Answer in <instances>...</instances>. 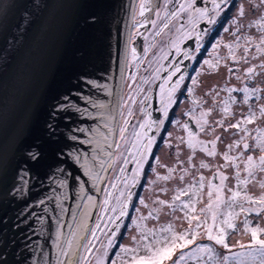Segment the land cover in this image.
<instances>
[{"label":"water","instance_id":"obj_1","mask_svg":"<svg viewBox=\"0 0 264 264\" xmlns=\"http://www.w3.org/2000/svg\"><path fill=\"white\" fill-rule=\"evenodd\" d=\"M135 2L0 0V264H67L69 240L78 264L110 169Z\"/></svg>","mask_w":264,"mask_h":264},{"label":"rangeland","instance_id":"obj_2","mask_svg":"<svg viewBox=\"0 0 264 264\" xmlns=\"http://www.w3.org/2000/svg\"><path fill=\"white\" fill-rule=\"evenodd\" d=\"M169 1V0H167ZM238 4L240 7L244 8V15L238 16L236 23L233 26L235 30L234 34L225 33L221 37L220 43L217 47L212 50V57L208 58L211 64L216 65L214 68L210 67L209 64L204 62L200 66L198 71L193 75L192 79L196 80V83L193 84L192 80V91L189 96H184L179 103L172 109L168 110V107H164V102L167 99V88L165 83L164 92L161 91V85L158 87L159 91V101L161 106L159 107L160 117L159 121H156L154 126V133L151 136L145 135L140 141H137L135 133L144 132V129L140 128L142 123H148V119L144 114H141L140 108L143 103V98L139 99V96L144 92L148 83L153 78L154 73L158 70L160 65L153 70L155 63L152 65L151 74L142 81L140 85L137 86L136 81L139 78V75L144 71L140 67L139 61L135 65L134 72L129 76V80L126 85H122L121 93H123V109L119 110V122L118 128L115 130V144L112 151V163L108 175L106 177L105 186L96 209L92 228L90 230L89 236L86 240V243L89 239H92V229L96 228V225L99 223L100 229L97 230V238L94 240L91 253H86L88 256V264H97V260L102 261V264H112L113 260H119L120 257L117 255L119 253L120 246L135 247L132 237H137L139 239L140 230L137 228V224L140 225L141 229H158L161 225H166L169 222L173 223L176 226L177 231H181L188 227L186 221L182 219L183 213L177 209L175 214L172 215L171 209L167 206H164L162 211L158 214L153 212V216H156V219L149 217V212H152L154 208H159L160 205L154 203L157 199L165 200L166 202H171L173 195L176 192L177 188H184L189 184L196 183L198 186L200 176L205 177V189L204 195L201 203L197 204V209L204 207L207 203V180L211 179V174L216 173L217 169L223 172L224 175L228 177V180L225 181L227 187L234 188L235 181V172L236 169L229 165L228 167L220 168L221 165H224L226 162L223 159V153L228 151V146L233 144L235 141L240 140L242 133L235 128L228 127L229 124L236 123L237 120H240L242 116H246L249 112V106L251 105L252 110L258 113V105L264 103V99L257 101L255 97L249 100L248 104L243 103L244 97L238 94V96H233L236 98V103H230V114L225 116L221 111L223 107V101L229 100V95H225L227 91L226 88H236L239 89L244 84H249L252 88H261V95L264 96V70L256 68V75L253 79H247L246 69L248 67L259 65L264 61V56H260L255 51V45L249 47V55L247 57L248 62L245 63L241 57L244 56V47L246 46L245 37H252L254 41L258 42V38L261 35L257 31L256 27H249V23L253 20L258 19L262 14H264V5L259 4V0H239ZM182 2L180 0L179 4L176 6L174 12L178 13L176 17H171L172 20L163 19L162 16L158 18L155 23L154 28L158 30L159 34H155L152 31V37L148 41L147 45V54L149 55L152 49L158 47L157 58L159 59L163 53L166 51V38L169 34L167 31L176 30L178 25L179 15L182 12L177 10L180 8ZM133 12V18L136 19L139 16V6L138 0H136ZM188 11V9H187ZM184 12V10H183ZM187 14V12H186ZM185 14V15H186ZM188 18V16H187ZM187 18L185 20L187 21ZM169 21V22H168ZM170 24L169 28H164V24ZM171 23L174 25L171 27ZM137 24L132 26V32L134 31ZM178 27H182L181 25ZM236 27V29H235ZM154 28L152 30H154ZM164 29L162 32L161 29ZM132 32L128 34V40ZM172 32V31H170ZM239 38V39H238ZM127 40V46L128 44ZM231 40L234 41L233 44H236L237 49L234 50L236 60L232 61V57L227 55L225 41ZM253 56H256V59H252ZM229 57V58H228ZM135 57L131 53L128 62H133ZM217 60L219 63L217 64ZM144 62V60H143ZM129 66V65H128ZM128 67H125V72ZM229 69L232 71L230 72ZM222 71V72H220ZM222 76H221V74ZM205 77V78H204ZM128 78V77H127ZM156 78V76H155ZM204 78V79H203ZM152 82V80H151ZM152 83H150L149 87ZM148 87V88H149ZM155 86L153 87V89ZM153 91V90H152ZM151 92V91H150ZM152 94L149 93V97ZM178 94H176L177 96ZM148 97V98H149ZM178 97V96H177ZM155 100V98H154ZM153 104V103H152ZM210 111V114L206 119L208 120V125L205 126V131L201 132L199 127L196 134L197 139L202 141H211L217 136L220 139L216 144L217 155L215 157H209L204 152L199 150V147L196 148L193 153L192 149H189L187 146L188 132L185 131L183 124L184 116L182 112L185 111L187 114L191 115L194 118L196 123V118L199 117L201 111ZM131 112V114H129ZM159 112V111H158ZM166 113V114H165ZM173 116L172 118L169 116ZM224 121L223 126L217 124V121ZM172 120V121H171ZM125 121L127 124L125 125ZM161 121L163 123L161 124ZM197 124V123H196ZM247 128L253 129L255 127L264 128V119H258L254 124L246 125ZM121 128H125L124 136H121ZM227 128V131L225 129ZM214 129V131H213ZM149 137L154 138V143L152 145L151 151L145 154V159L141 161L142 167L139 170V175L136 177L134 183V191L131 196V207L128 212L121 216L120 224L117 228L111 231V228L114 226L116 220L120 217V203L123 202L124 195L129 193L130 189L127 188L130 183L133 185L132 177L134 176V169L137 168V160L140 158V151L137 148L133 147L134 142L139 144H146ZM183 139L184 142H181ZM250 144L251 140L248 141ZM119 144V148H117ZM211 148V145H208ZM131 149V154L129 150ZM243 152V145L241 144L237 149H234L229 154L237 157L236 163L240 165L241 175L244 173L242 171L243 164L239 159V156ZM244 157L247 155H254L258 157L261 155L259 150H250L248 152H243ZM189 156H192L191 162H189ZM127 159L128 163L125 164L124 160ZM201 161L209 165L208 168H201ZM128 168V174L124 175L120 169L123 167L125 170ZM174 168L175 171L171 174V178L168 180H157V176H167L169 175L168 169ZM186 170V171H185ZM181 175L184 176L183 181L180 179ZM119 177L120 179H117ZM258 179H264V174L257 173ZM127 181V184H125ZM214 184H219L220 180L218 177H214L212 180ZM116 184V188L112 187V184ZM249 193L259 196L261 194V189L258 184H249L248 185ZM112 193L111 196H108L107 193ZM123 193V194H122ZM225 196L230 195L227 188L224 191ZM128 195V194H127ZM117 197L120 198V203L117 201ZM108 199L109 204L107 206V211L104 210V201ZM143 199L144 204H141ZM182 200H187V197H181ZM145 205H147L145 207ZM115 207L116 211L113 212L112 208ZM236 211L239 212V208H236ZM109 217L112 218L113 222H109ZM141 217L146 219L141 220ZM180 217L181 219H177ZM248 219L251 220L254 224L253 226L259 225L264 227V214L257 216L255 213L248 215ZM243 220L244 214L240 216L235 221L236 230L231 231L228 236V243L230 245H236L239 241L247 245L250 242V234H243ZM209 224L211 220L209 219ZM115 232V236H112V233ZM109 234V235H108ZM111 237L113 243L110 247L107 248L105 253V246L107 245L108 238ZM263 238V237H262ZM151 237H149V240ZM197 243L199 244H211L212 242L208 241L204 236H201ZM191 247V246H190ZM217 253L222 257L227 253V250L223 249L218 245H214ZM190 249H186L188 251ZM84 251V250H83ZM82 251V252H83ZM232 251H240L239 247H233ZM82 254H85L84 252ZM143 254V252H141ZM175 258V257H174ZM188 264H196L195 260H189Z\"/></svg>","mask_w":264,"mask_h":264},{"label":"snow or ice","instance_id":"obj_3","mask_svg":"<svg viewBox=\"0 0 264 264\" xmlns=\"http://www.w3.org/2000/svg\"><path fill=\"white\" fill-rule=\"evenodd\" d=\"M149 0H141L140 2V14L143 15L146 10V4ZM213 2V11L216 15L219 14L221 9V3L226 2V0H221V3H217L216 0ZM260 5H264V0H259ZM184 5H181V11L184 10ZM190 7V6H189ZM195 12L199 14V18L203 19L207 13L208 9H195ZM240 16L244 15V8L241 6L238 10ZM157 17L160 16V13H156ZM178 13L173 12L172 17H176ZM191 19V16H190ZM215 16L208 17V23H214ZM235 22V21H234ZM155 26V21L152 22ZM249 27H256L257 31L261 33L258 38V42L254 41L252 37H245L246 46L244 47V56L241 59L245 63L248 62L247 57L249 55V47L253 44L255 45V51L260 56H264V14H262L258 19L253 20L249 23ZM168 24H164V28H167ZM162 28L160 31L162 32ZM227 31V29H225ZM159 34V33H157ZM199 39V35H197ZM239 39V38H238ZM215 47V46H214ZM229 48V55L233 60H236V56L233 52L231 45H226ZM134 51V50H133ZM147 52V49L145 50ZM188 54L185 53V56ZM166 58V57H165ZM256 56H253L252 59H256ZM206 64H209L210 67H215L216 65L211 64L209 61H205ZM219 63V60L216 62ZM264 70V61L259 65L248 67L246 69L247 79H253L256 75V68ZM179 71V68L176 69ZM231 72L232 70L229 69ZM175 73H171L168 79H171V76ZM183 77L180 78L182 80ZM180 80L176 82L172 90L167 92V99L164 102V107L167 108L172 102V92L179 86ZM168 81H165V84ZM196 83V80L193 79V84ZM161 91L164 92V85H161ZM192 89H189L191 92ZM229 94L235 91H241L244 94L243 103L248 104L249 100L252 97H255L257 101L264 99V96L261 95L262 89L249 88L248 86L243 87L242 89L236 88H226ZM236 98L233 96L229 97V100L223 101V107L221 111L225 116L230 114V103H236ZM211 110L201 111L199 117L196 118L197 126L200 131H205V126L208 125V120L206 117L210 114ZM131 114V112H129ZM166 114V113H165ZM258 119H264V103L258 105V113L252 110L251 105L249 106V112L246 116H242L240 120H237L236 123L229 124L228 127L238 129L242 135L240 140L235 141L233 144L228 146V151L223 153V159L226 162L224 165H221L220 168L228 167L231 165L236 169L235 172V187H227L225 181L228 180V177L217 169L215 176L219 178L220 183L214 184L212 179L207 180V203L204 207L197 209V204L201 203L204 189H205V177L200 176L198 186L194 182L187 185L184 188H177L175 194L172 197L171 202H166L165 200L157 199L154 203L160 205L159 208H154L152 212H149V217L156 219V216H153V212L157 214L162 211L164 206H167L171 209L172 215L175 214V211L179 209L183 213L182 219L187 222L188 227L177 231L176 226L169 222L166 225H161L158 229H141L140 225L137 224V228L140 230L139 239L137 237H132L135 247L120 246L119 253L117 255L120 257L119 260H113L112 264H188L189 260H195L196 264H264V227L259 225L253 226L252 221L248 219V215L255 213L257 216L264 214V179H258L257 173L264 174V128L255 127L249 129L246 125L254 124ZM163 121H161V124ZM127 121H125V125ZM217 124L223 126V119L217 121ZM151 129V124L142 123L140 125L141 129L145 127ZM185 131L188 132L187 146L189 149L195 152L196 148L199 147V150L204 152L209 157H215L217 155L216 144L220 139L217 136L211 141H202L197 139L196 134L188 130L187 124L184 125ZM214 131V129H213ZM227 131V128L225 129ZM121 136H124L125 128L120 130ZM137 141L147 135L146 132H137L135 133ZM251 140L250 144L248 141ZM181 142H184L183 139ZM154 143V138L149 137L146 144H139L134 142L133 147L137 148L140 151V158L136 161L137 168L134 169V176L132 177L133 183H135L136 177L139 175V170L142 167L141 161L145 159V154L151 151L152 145ZM211 145L209 148L208 145ZM243 145V152H248L250 150H259L261 155L258 157L254 155H247L244 157L243 152H241L239 159L243 164L242 171L244 175H241L240 165L236 163L237 157L230 155L234 149H237L240 145ZM117 144V148H119ZM131 154V149L129 150ZM192 156H189V162H191ZM114 161H109V167H111ZM124 163L127 164L128 160L125 159ZM101 167H103V161H101ZM201 168H208L209 165L203 161L200 163ZM121 172H124L125 169L122 167ZM175 171L174 168L168 169L169 175L167 176H157V180H168L171 178V174ZM186 171V170H185ZM85 172L87 175L92 176V170L88 166L87 161L85 162ZM94 179H100L99 176H94ZM117 179H120L117 177ZM180 179L183 181L184 176L181 175ZM258 184L261 189V194L255 196L248 191L249 184ZM127 184V181H125ZM113 188H116V184H112ZM227 188L230 195L225 196L224 191ZM123 194V193H122ZM108 196H111L112 193H107ZM129 193V198H130ZM181 197H187V200H182ZM118 203H120V198H116ZM91 202V197H89ZM109 204L108 199L104 201V210L107 211V206ZM141 204H144L143 199ZM147 205H145L146 207ZM127 205L120 203V216H124L125 209ZM239 208V212L236 211V208ZM112 211L115 212L116 208L113 207ZM244 214L243 220V234H250V242L245 245L243 243L237 242L236 245H230L228 243V236L231 231L236 230L235 221L240 216ZM146 219L141 217V220ZM177 219H181L177 217ZM209 219L211 224H209ZM109 222H115L109 217ZM87 227V225H84ZM100 229L99 223L96 225V228L92 229V239H89L87 243L80 245L77 241V247H83L84 253L79 256L78 264H88V256L86 253H91L94 240L97 238V230ZM112 236H115V232L112 233ZM204 236L208 241L212 242L211 244H199L197 240ZM149 237L151 239L149 240ZM113 243L111 237L108 238L107 245L105 246V253L107 248L110 247ZM214 245H218L223 249L227 250L228 254L223 255L222 257L217 253ZM191 246V247H190ZM239 247L240 251H232L233 247ZM72 249V241L69 240L68 248L63 249L62 254L68 257L67 264H77V261L73 259L76 255ZM186 249H190L185 251ZM143 252V254H141ZM175 257V258H174ZM57 264H65L64 260H57ZM97 264H102V261L97 260Z\"/></svg>","mask_w":264,"mask_h":264},{"label":"flooded vegetation","instance_id":"obj_4","mask_svg":"<svg viewBox=\"0 0 264 264\" xmlns=\"http://www.w3.org/2000/svg\"><path fill=\"white\" fill-rule=\"evenodd\" d=\"M238 1L239 0H226V2L221 3V0H216L217 3H221V9H222V11H219V14L216 15V13L213 11L212 0H181L182 5H184L185 7H184V12L182 11L179 15L177 24L179 26L181 25L182 27L180 28L177 25L176 30L173 32L172 26L174 25V23H171L172 30L167 31L169 34L167 35L166 38V51L158 59L157 58L158 47L156 49H152L149 55L145 51L147 49L148 41H150L152 37V33H153L152 31H154L155 34L159 32L158 30H156L157 26L154 28L152 22L155 21L156 23V21L160 16H162L161 21L163 19L172 20L173 17L171 16V14L174 12V10H176L175 8L179 4L180 0H169V1L159 0L157 6L153 9L152 12H150V7L147 6L146 4V10L144 11L143 15L140 14L141 0H138L139 16L136 19H134L135 20L134 24L137 25L134 31L131 33L129 40L127 38L129 44L128 47L130 46L131 53L135 58L133 59L132 63L129 61L126 64V68L128 67V69H126L124 75L128 77L129 80V76L133 74L135 65L139 61L140 67L143 68L144 71L141 73V75H139V78L136 81V84L138 86L147 77V75L151 74V72L157 67V65H160L158 70L155 71L153 78L151 79L152 82L150 80L144 92L139 96V99L141 98L144 99L140 108V112L141 114H144L147 117V119H148L149 107L152 105V103L153 105H155L154 111L161 112L159 110V107L161 106L162 103L160 104L159 101L160 99H159L158 87L161 84L163 85L166 80L168 81L165 84L167 88L166 90L168 92L172 90L176 82L180 80L181 77H183V79L180 80L179 86L175 89L174 92H172V102L169 104L168 110L171 111L172 109H174L177 103H179L185 95L189 96L190 94L189 89L190 87L192 88L193 75L198 71L200 66L203 65L204 62L208 60V58L210 57L213 58L211 56L212 50L217 47L218 43L221 44L222 41H220V39L223 36V34L230 33L228 35L231 36V34L235 33L233 26L236 23L237 17L239 16L238 10L240 8V4H238ZM197 8L208 9V13L203 19H200L199 14L195 12V9ZM177 10H181V7L177 8ZM157 12L160 13L159 17H157L156 15ZM209 16H215L214 23L211 24L208 23ZM185 18H187V21L185 20ZM169 25L170 24H168L167 28L170 27ZM153 28L154 30H152ZM225 29H227V31H225ZM197 35H199V39H197ZM233 43L234 41L232 42L231 40H226L225 46L231 45L234 51L237 49V47L236 44ZM226 48H227L226 53L228 55L229 48L228 47ZM185 53H187L188 55L185 56ZM153 63H155V66L152 70ZM177 68H179V71L176 70ZM171 73H175V74L171 76V79H168ZM127 82H124V85H126ZM150 83L152 84L149 87ZM154 86H155V91H154L155 100L153 101L152 97H149V93H151L150 91H152ZM245 86L252 88L249 86V84L246 83L245 85L243 84L241 88L239 87V89H242ZM176 94H178L177 95L178 97L176 96ZM238 94L244 97V94L241 91H235L232 92L231 94L226 92L225 95L237 97ZM123 98L121 99L122 102H120L119 104V110L123 109V104H122ZM169 116L173 120V116L172 115ZM182 116H184L183 119L185 118V120H183L184 121L183 124L185 125L187 121L191 123L194 128L193 133H196L198 126L195 123L194 118L191 115L187 114L185 111L182 112ZM159 120L160 119H158V121ZM128 168L129 166L123 172L124 175L129 173L127 171ZM213 174L215 177V172L211 174L212 180H214V177H212ZM132 186H134V183L133 185L129 183L127 188H129L130 190L133 188L134 191V187ZM127 194L128 193L124 195L122 203L125 202ZM130 207H131V199L128 210L130 209ZM252 224L254 223L252 222Z\"/></svg>","mask_w":264,"mask_h":264},{"label":"bare ground","instance_id":"obj_5","mask_svg":"<svg viewBox=\"0 0 264 264\" xmlns=\"http://www.w3.org/2000/svg\"><path fill=\"white\" fill-rule=\"evenodd\" d=\"M136 7V6H135ZM137 8V7H136ZM132 21H135L134 20V18L132 17ZM128 34H129V32H128ZM127 38H128V35H127ZM127 40V39H126ZM130 54H131V49H130V46L128 47L127 46V60H126V64L128 63V58H129V56H130ZM126 67V66H125ZM125 73V72H124ZM127 80H128V78L124 75V77H123V83H122V85H124V82H127ZM123 98V94L121 93V95H120V100H119V104H120V102H122L121 101V99ZM118 122H119V112H118V119L116 120V123H115V129H117L118 128ZM115 131V130H114ZM113 143V142H112ZM111 148H112V146H111ZM109 161H110V158H109ZM108 168H109V164H108ZM94 221V220H93ZM93 221H92V223H93ZM91 228H92V224H91V227H90V230H91ZM90 230H89V233H90ZM89 233H88V236H89ZM88 236H87V238H88ZM87 240V239H86ZM86 243V242H85ZM83 251V250H82ZM84 252V251H83ZM82 252V253H83ZM81 253V254H82Z\"/></svg>","mask_w":264,"mask_h":264}]
</instances>
